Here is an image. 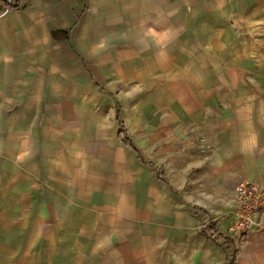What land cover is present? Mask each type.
Listing matches in <instances>:
<instances>
[{
    "label": "crops",
    "instance_id": "1",
    "mask_svg": "<svg viewBox=\"0 0 264 264\" xmlns=\"http://www.w3.org/2000/svg\"><path fill=\"white\" fill-rule=\"evenodd\" d=\"M100 1L0 3H14L12 13L29 6L74 19L84 4ZM163 2L178 5L183 18H200L229 0ZM20 37L19 28L0 27V264H264V230L241 242L234 237L230 250L222 239L239 184L264 186V142H184L194 144L196 157L184 163L178 180L129 142L165 186L139 191L122 182L132 177L121 171L123 156L115 150L102 154L89 149L91 142H59L56 111L43 107L44 86L28 76ZM117 136L123 138L120 130ZM75 143L78 151L68 149Z\"/></svg>",
    "mask_w": 264,
    "mask_h": 264
},
{
    "label": "rangeland",
    "instance_id": "2",
    "mask_svg": "<svg viewBox=\"0 0 264 264\" xmlns=\"http://www.w3.org/2000/svg\"><path fill=\"white\" fill-rule=\"evenodd\" d=\"M83 7L78 18L56 19L0 3V27L21 30L28 76L42 81L59 142L115 150L132 177L122 182L156 193L165 186L129 142L177 180L196 157L184 142H264V0L219 2L200 18L163 0Z\"/></svg>",
    "mask_w": 264,
    "mask_h": 264
},
{
    "label": "built area",
    "instance_id": "3",
    "mask_svg": "<svg viewBox=\"0 0 264 264\" xmlns=\"http://www.w3.org/2000/svg\"><path fill=\"white\" fill-rule=\"evenodd\" d=\"M227 237L244 240L248 232L264 230V186L255 181H242L237 188L236 205Z\"/></svg>",
    "mask_w": 264,
    "mask_h": 264
},
{
    "label": "trees",
    "instance_id": "4",
    "mask_svg": "<svg viewBox=\"0 0 264 264\" xmlns=\"http://www.w3.org/2000/svg\"><path fill=\"white\" fill-rule=\"evenodd\" d=\"M5 6H7L10 9H13V8H16L17 7L16 5H13V4L8 3V2H5ZM119 115L120 114L118 113L117 120L119 122V125L121 126V128H120V135H122V137H123V133H124V131L122 129L123 128V122L120 120ZM123 138H126V136H124ZM160 175H162V177H163V174L162 173ZM216 233H217V231L215 229H213V237L214 238H216L215 237ZM222 239L225 242L226 248L228 250H230V249H232L234 247V244H235V238L234 237H227L226 235L222 234Z\"/></svg>",
    "mask_w": 264,
    "mask_h": 264
}]
</instances>
